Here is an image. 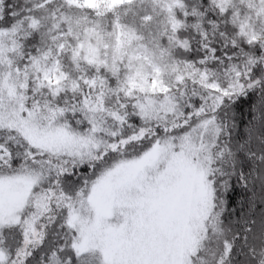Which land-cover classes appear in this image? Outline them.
I'll use <instances>...</instances> for the list:
<instances>
[{
	"label": "snow or ice",
	"instance_id": "snow-or-ice-1",
	"mask_svg": "<svg viewBox=\"0 0 264 264\" xmlns=\"http://www.w3.org/2000/svg\"><path fill=\"white\" fill-rule=\"evenodd\" d=\"M0 264H264V0H0Z\"/></svg>",
	"mask_w": 264,
	"mask_h": 264
}]
</instances>
